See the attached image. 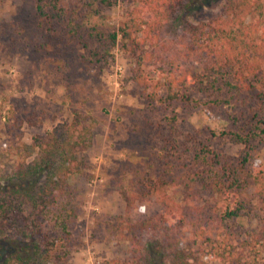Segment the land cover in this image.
<instances>
[{"label":"trees","instance_id":"obj_1","mask_svg":"<svg viewBox=\"0 0 264 264\" xmlns=\"http://www.w3.org/2000/svg\"><path fill=\"white\" fill-rule=\"evenodd\" d=\"M116 1L36 0L33 33L44 47L56 37L60 49L77 46L99 63L120 37L145 99L172 114L146 164L120 188L126 208L109 233L130 249L109 264H264V159L255 146L264 143V0H223L219 15L198 24L188 16L202 0H131L112 31L99 19ZM17 30L28 49L30 34ZM200 111L222 113L226 125L213 137L242 146L238 157L178 131L181 116ZM1 118L12 140L0 153V264H70L82 246V211L69 180L83 173L91 129L74 112L29 145L23 125H42L46 114ZM250 190L258 226L240 230ZM153 202L159 209L145 215Z\"/></svg>","mask_w":264,"mask_h":264},{"label":"rangeland","instance_id":"obj_2","mask_svg":"<svg viewBox=\"0 0 264 264\" xmlns=\"http://www.w3.org/2000/svg\"><path fill=\"white\" fill-rule=\"evenodd\" d=\"M222 5L223 0H202L188 20L194 24L208 22L221 13ZM133 8L131 0H117L99 24L118 30ZM35 12L36 0H0V153L5 154L2 152L12 140L1 118L10 110L23 120L33 113L46 114L42 125H23L21 141L29 145L78 113L91 129L92 146L82 155L83 173L69 180L82 211L78 221L82 246L74 252L70 264L124 261L130 243L115 244L109 233L110 224L126 208L120 188L134 180L138 169L146 164L158 131L170 123L171 111L145 99L135 77L136 62L121 48L120 37L108 61L101 63L77 46L60 49L56 37L47 40L44 47L39 35L33 36L37 29ZM18 25L31 36L28 49L20 43L24 40L17 34ZM221 116L212 111L183 115L177 129L185 135H199V140L212 148L238 157L242 146L223 145L213 137L226 125ZM255 146L256 156L264 159V143ZM8 162L6 158L3 166ZM245 200L249 205L235 224L240 230L255 229L258 211L252 190ZM158 209L153 202L145 204L143 211L148 215ZM209 264H219L218 259H210Z\"/></svg>","mask_w":264,"mask_h":264}]
</instances>
